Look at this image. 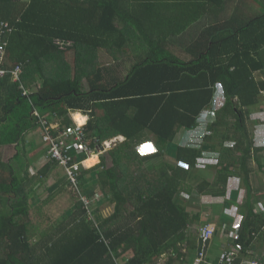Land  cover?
<instances>
[{
	"label": "trees",
	"instance_id": "trees-1",
	"mask_svg": "<svg viewBox=\"0 0 264 264\" xmlns=\"http://www.w3.org/2000/svg\"><path fill=\"white\" fill-rule=\"evenodd\" d=\"M124 1L0 0V22L9 25L3 35L8 74L0 77V264H159L163 257L165 264H196L200 253V264H207L208 254L199 252V233L201 239L208 224L202 203L238 188L248 197L239 212L241 229H235L240 238L227 250L237 251L235 264L254 261L264 250V212L255 211L264 202L258 197L264 192L258 171L264 148L254 144L256 123L249 126L264 99V81L257 80L264 73V0H140L129 11ZM248 2L260 13L246 16ZM158 29L163 39L156 37ZM100 43L111 48L118 67L127 57L136 59L127 76L110 86L99 82L107 72L95 62ZM177 44L185 46L187 60L170 51ZM16 67L21 71L14 80ZM218 90L224 106L208 114ZM72 111L90 116L94 151L107 139L125 138L83 172L78 189L62 167L64 177H58V164L46 163L31 175L24 162L34 149L32 163L45 155L50 144L44 136H58L51 122L72 125L66 117ZM205 113L202 145L175 144L181 130L199 128ZM148 133L156 142L149 158L138 152ZM30 135H39L40 147L33 138L27 143ZM8 146L17 152L5 162ZM163 159L172 163L147 165ZM53 171L56 177L43 181L41 174ZM69 186L77 191L71 210L40 232L47 201ZM96 188L100 207L94 204ZM39 189L49 191L46 200H36ZM110 205L113 214L99 218ZM219 226L220 232L212 225L216 234L228 232Z\"/></svg>",
	"mask_w": 264,
	"mask_h": 264
},
{
	"label": "crops",
	"instance_id": "crops-1",
	"mask_svg": "<svg viewBox=\"0 0 264 264\" xmlns=\"http://www.w3.org/2000/svg\"><path fill=\"white\" fill-rule=\"evenodd\" d=\"M139 1L140 0H125L123 4L126 6L127 10L129 11V7L130 6H133L135 4H137V5L141 4ZM159 5H163V3H160ZM159 5H157V6H159ZM257 8H258V10H257ZM251 9L253 11L252 13H250V11H249ZM259 10H260V8L257 5H252L251 3L248 2V7L246 8V12H243V13L246 16H250V15H255V13H260ZM162 31L163 30L158 29L156 37H161L162 38V35L165 33V32H162ZM167 42L168 43L170 42L169 39L167 40ZM101 44L102 43H100L99 46H97L94 49V53H96L95 62L96 61L98 62L97 67H99L100 69L107 70V72H106V75H102L101 76L103 78L101 80H99V82L101 81L102 83L109 84V86H110L112 84V82L115 81L114 79H116V77H120L121 79H123L124 77L127 76V74L129 73V71L131 69L130 68L131 64H133L136 59H133V57H131V58L127 57L128 58V60H126L127 63L122 65L121 67H118L119 64L117 65V63H115V60H114L113 56L109 55V53H110L109 50H111V48H109V46H107V45L106 46H102ZM144 45H146V44H144ZM177 46H178V48H181V49H178L179 55H177V54L176 55L178 57L182 58V59L187 60L188 59V55H187L186 51L184 50L185 46H181V44H177ZM72 58H73L72 54H69L68 59L71 61ZM131 61H133V63H131ZM112 69H117L118 72L116 70H114L117 73L116 74H112L111 73ZM257 74H260L261 76L264 77V73L258 72ZM117 80H119V79H117ZM87 81H88L87 79H84L81 82V86L83 87V91L84 92L89 93L90 89L88 87V82ZM106 92H108V91H106ZM222 97H223L222 92H220L218 90L216 95H215V98H214L213 107L210 109V111H206V113L214 114V113L218 112L219 109L221 108L220 106L222 104H224V100H223ZM206 113L203 114L202 117H200V119H199V128L197 130H195V131L181 130L178 133V135L176 136V138L174 140V143L179 145V146H191V145H194L196 147H200L202 145L203 136L207 134L206 130H207L208 126H209L207 124V121L209 120L208 119V114H206ZM77 115H79L81 118L87 116V120L82 124V123L78 122L75 119V117ZM66 117H67V119H70L72 121V125H67L66 123L63 124L61 119H56V120L52 121L51 125L53 127H55V126L59 127L61 130L74 129L77 126H79V127H83L84 130L88 133L87 126H88V123L90 122V119H91L88 114H85V113H83L81 111H78V112L77 111H75V112L72 111V112H69ZM65 121H66V119H65ZM33 136L34 135H30L28 137L27 143L30 142V140L33 138ZM37 136H39V135H37ZM89 136H90V134H89ZM143 136H147V138L146 139H144V138L141 139L142 140V144H141V147H138V152L141 154V152H140L141 148H143L145 145L150 146L149 149L145 150V152L143 154H141V155H143V157L149 158L148 156L151 157L152 155H154L156 153V149H155L156 147L154 146L156 142H155V139H154V135L152 133L144 134ZM115 140H117V141L119 140L121 142L122 140H125V138L124 137H117V138H114V139H107L104 142H111V141H115ZM38 143L40 144V139L38 140ZM96 150L97 149H95V151L93 150L90 155H85V156L72 155L73 159H74V162L79 164L81 168L85 167V169H83V172L87 171V170H90V169H92L94 167H97L100 164V154ZM107 151L105 152V154L107 153ZM93 157H96V161L94 163H88V165H87V162L89 160H91V158H93ZM166 160L170 161L168 159H166ZM166 160L163 159V160L152 161V162L148 161L147 165L148 166L152 165L154 167L155 166L157 167L160 164L164 163ZM170 163H172V162L170 161L169 164ZM107 167H109V166H107ZM56 168H58V170H56V171H59L58 177H60V175H63V177H64L62 169L58 165H56ZM54 172L55 171H53V173L50 172L47 175V177H45V175L41 174L42 178H43V181H45V180L49 181V178L53 177V175H54V177H56ZM65 175H66V173H65ZM66 177H67V175H66ZM238 181H239V179H238ZM230 184H232V183H230ZM236 184H237V180H235L234 184H232V185L235 186V189H236ZM240 184H241V182H240ZM48 188H49V185H48ZM238 189H239L238 193H226L224 196H222L220 198L219 197L218 198H209V200L203 201V203H202L203 206H201L202 213H205V211L207 210L205 207H210V208L211 207L212 208L216 207L217 208V207H220V206H222L225 210H228L229 212H232V210H234V207H235V204H234L235 201L237 203L241 204V206L243 207V203L247 199L248 195L246 193L245 197L241 199V196H242L241 191L244 190V189H241V190H240V188H238ZM94 193H97V194L99 193L97 191V188L94 191ZM261 194H264V193H262V192L259 193L258 197H264V195H261ZM232 202H234V203H232ZM232 204H234V205H232ZM258 206L261 209H263L264 202L259 200L256 203V210L255 211H257L258 214H261L263 211H260V208H258ZM110 207L113 208V210H114V206L113 205H110ZM195 212H198V211H195ZM240 216H242V215H240ZM238 217H239V214L235 215L234 216V218H236L235 221H231L229 218L226 219V218H223V216H220L219 223L218 224L213 223L212 225H214L219 230V232H220V226L218 227V225H225V228H226V230H228V232L227 233L226 232H221V234H219V232H218V234L216 235V238L214 240H212L209 243L208 246L207 245L204 246L202 244L201 239H200V233H199V243H200V248H199L200 251L199 252L203 251V252H205V254H208L207 260L205 259V261H207V264H218L219 260H220V257L222 256V252L227 250V248L232 246L231 243L234 242V241H232L230 239L229 234L232 231H234L235 229H241V228H239L237 226V224L239 222H241V220L243 218L241 219V218H238ZM237 218H238V220H237ZM227 223H229V224H227ZM208 224H211V223L208 222ZM198 253H197V256H198ZM255 255H257V258H255L256 261H260V262H262L264 264V250L259 249L258 253H256ZM195 260L196 259L194 258V261ZM237 260L244 261L245 258H243V256H239V258H237Z\"/></svg>",
	"mask_w": 264,
	"mask_h": 264
},
{
	"label": "rangeland",
	"instance_id": "rangeland-1",
	"mask_svg": "<svg viewBox=\"0 0 264 264\" xmlns=\"http://www.w3.org/2000/svg\"><path fill=\"white\" fill-rule=\"evenodd\" d=\"M192 36H193L192 37L193 39L196 37V35H192ZM130 50H134V47L131 46ZM136 51H138V50L135 49L132 52L135 53ZM170 51H173L177 55H179V51H178V46L177 45L173 46L172 48H170ZM257 80L264 81V77L261 76L260 74H257ZM223 106H224V104H222L220 106L221 108L219 109V111L217 113L221 112ZM254 111H255V113L251 114V118L249 119V126L250 127L253 126L252 125V124H254L253 122L256 123L254 125L257 128L256 131H255V143L254 144H255L256 148H264V99H263V103H262L261 107L259 109L254 110ZM260 120L262 122L261 123L262 125L260 127H258V124H259ZM38 140H39V136H37V135L34 136L33 139H32V142L34 143V145L36 147L38 145L40 147V144H38ZM115 141H116L115 146L118 143H120L119 140L118 141L115 140ZM122 141L124 142L125 140H122ZM32 151L33 152L35 151L34 154H37L38 149H34ZM32 151L29 154V156H27L28 158H26V161H24V162L26 164L30 163V168H31V173L30 174L34 175L35 173L39 174L42 166L45 164V162H44L45 158H43V156H44L43 155L35 163H32L35 160ZM16 152L17 151H16V148L14 146L4 147V151H3V153H4L3 154L4 161L8 162L9 160H11V158L14 157ZM89 161H88V163H89ZM252 167L257 169L258 165L254 162ZM258 171L260 172V175H261V177L263 179V184H264V168H263L262 171H260V170H258ZM201 172L204 173V171H201ZM38 177H39V175H38ZM38 193H39V198L40 197L41 198L39 199L37 197L36 200L37 201H44V199L45 200L47 199V193H49V191H47V190L44 191L43 189L42 190L39 189ZM55 193H59V194H55L54 196L50 197V200L47 201L46 206L43 208V214L47 217V219L39 224L38 229H40V232L43 231V230L46 231L50 224H55L56 221L61 219L62 216L65 215V212L67 210H71L70 208L73 206V204L76 201L75 196H76L77 191H74V189H71L70 186H69V188H67L64 191L63 190L62 191H56ZM241 193H242V196H241V199H242L246 195V190L245 189L242 190ZM262 193H264V192H262ZM261 195H264V194H261ZM94 197H95V199H94L95 207H100L102 205L100 193H98V194L95 193ZM232 203H234V202H232ZM234 204H235V207H234V210H232V212H229L228 210H225L222 206L217 207V208L216 207L215 208L205 207L207 209L206 210L207 212L205 211V213H202V219H205L207 222H204V223H208L209 222L211 224H213V223L218 224L219 220H220V216H223V218H226V219L229 218L231 221L232 220L235 221L236 218H234V216L239 214L240 208H241V204L237 203L236 201H235ZM234 204H232V205H234ZM258 208H260V207L258 206ZM113 211H114L113 208H111L110 206L109 207L103 206L101 208V212L102 213H100L98 215V217L102 218V219H105V218L109 217L110 215H112ZM260 211L264 212V207H263V209L260 208ZM90 219H91V217H90ZM227 224H229V223H227ZM36 241H37V237H35L32 240V243H35ZM182 253L187 255L186 257L183 258L184 260L189 258L188 257V252L186 250H183ZM158 263L159 264H165L166 263L165 258L164 257L161 258ZM174 264H181V262L177 261Z\"/></svg>",
	"mask_w": 264,
	"mask_h": 264
},
{
	"label": "built area",
	"instance_id": "built-area-1",
	"mask_svg": "<svg viewBox=\"0 0 264 264\" xmlns=\"http://www.w3.org/2000/svg\"><path fill=\"white\" fill-rule=\"evenodd\" d=\"M9 29V25L6 22H0V77L5 76L8 74V70L4 69V62L5 59V52L6 46L4 44V37L3 35ZM71 44V43H68ZM60 45H64L61 44ZM20 68L16 67L12 73L14 75V80L18 79V75L20 73ZM46 125V123H43ZM44 141L49 142V154L51 158L58 161L61 167L64 169L67 179L69 180L71 186L78 189V183L80 177H82L83 168L80 167L79 164L74 162L72 151H76V155L78 156H85L91 154V149L88 147V136L85 134V131L82 127H77L75 129H68L63 133H59V136H44ZM105 148L110 147L111 143H104ZM102 145V147H103ZM103 147V148H104ZM103 148H97L99 154L103 152ZM88 203V201H86ZM216 234L215 229L210 224H206L203 229L201 230V239L204 244H207L213 236ZM221 234V233H220ZM217 235V234H216ZM239 230L232 231L229 236L231 240H238L240 237ZM237 256V251H229L225 250L220 257L218 264H235V259ZM204 260V254L200 253L196 260V264L202 263ZM243 264H263L260 261L250 260L244 262Z\"/></svg>",
	"mask_w": 264,
	"mask_h": 264
},
{
	"label": "clouds",
	"instance_id": "clouds-1",
	"mask_svg": "<svg viewBox=\"0 0 264 264\" xmlns=\"http://www.w3.org/2000/svg\"><path fill=\"white\" fill-rule=\"evenodd\" d=\"M76 119L77 120H80V119H82L83 120V122L84 121H86L87 120V116H85V117H83V118H81L79 115H77V117H76ZM45 123L47 124L48 122H46L45 121ZM77 127H79V126H77ZM76 127V128H77ZM51 128L54 130V131H56V132H58V136H59V133H63V132H65V131H67V130H61L59 127H53L52 125H51ZM75 129V128H74ZM82 129L84 130V128L82 127ZM85 131V130H84ZM85 134L88 136V143H87V145H88V147L91 149V151H93V149L90 147V136H89V134L85 131ZM120 142V141H119ZM104 143H111V145H110V147H108V148H105L104 147ZM115 143H116V141H111V142H103L101 145H100V148H103L104 150H103V152L100 154V157L107 151V150H111L114 146H115ZM102 145H103V147H102ZM149 147L150 146H148V145H145L143 148H141L140 149V152H141V154H143L144 152H145V150H147V149H149ZM72 155H76V151H72ZM43 158H45V160H44V162H45V164L46 163H56V164H58V166L59 167H61V165L59 164V162L58 161H56V160H54L53 158H51V155L49 154V149L46 151V153H45V155L43 156ZM44 164V165H45ZM43 165V166H44ZM42 166V167H43ZM83 169H85V167H83ZM64 170V169H63Z\"/></svg>",
	"mask_w": 264,
	"mask_h": 264
},
{
	"label": "snow or ice",
	"instance_id": "snow-or-ice-1",
	"mask_svg": "<svg viewBox=\"0 0 264 264\" xmlns=\"http://www.w3.org/2000/svg\"><path fill=\"white\" fill-rule=\"evenodd\" d=\"M79 121H80L81 123H83V120H82V119H80Z\"/></svg>",
	"mask_w": 264,
	"mask_h": 264
},
{
	"label": "bare ground",
	"instance_id": "bare-ground-1",
	"mask_svg": "<svg viewBox=\"0 0 264 264\" xmlns=\"http://www.w3.org/2000/svg\"><path fill=\"white\" fill-rule=\"evenodd\" d=\"M80 123H81V122H80ZM83 123H84V122H83ZM83 123H82V124H83ZM80 125H81V124H80ZM87 165H88V162H87Z\"/></svg>",
	"mask_w": 264,
	"mask_h": 264
}]
</instances>
